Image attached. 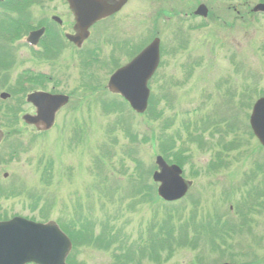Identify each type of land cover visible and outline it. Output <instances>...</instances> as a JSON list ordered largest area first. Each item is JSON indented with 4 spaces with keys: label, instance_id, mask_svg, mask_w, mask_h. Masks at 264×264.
Here are the masks:
<instances>
[{
    "label": "rangeland",
    "instance_id": "rangeland-1",
    "mask_svg": "<svg viewBox=\"0 0 264 264\" xmlns=\"http://www.w3.org/2000/svg\"><path fill=\"white\" fill-rule=\"evenodd\" d=\"M195 1L219 14L216 26L213 21L203 25L200 19L194 23L187 16H147L143 0H135L136 5L125 9L135 16H115L91 32L85 51L99 63L90 60L92 67L83 69L82 55L63 50L69 69L61 70L65 66L60 61L51 76L66 78L57 89L70 100L57 114L54 127L40 135L20 127L16 134L6 133L7 142L0 143V158L12 147L21 149L5 167L8 176L20 178L14 189L22 192L18 197H0V217L51 220L65 228L77 223L80 244L86 229L81 225L88 226V238L101 236L107 243L101 248H77L79 264H119V255L128 252L133 258L127 264H264V149L248 126L253 103L264 95V18L244 16L243 27L232 16H222L232 13V7L250 13L259 0ZM169 3L182 8L181 1ZM14 4L11 0L12 7H0V15L11 14L8 10ZM53 5L30 4L28 16L40 9L48 12ZM155 37L162 54L150 90L153 110L160 118L151 121L109 95L106 85L113 70L127 63L128 55L130 59ZM28 53L23 48L13 54L17 66L0 92L9 93L18 78L14 77L32 67ZM48 65L41 61L40 67L45 70ZM99 96L110 102L106 112ZM4 107L0 126L10 119L2 116ZM22 109L28 111L26 106ZM231 119L235 128L228 130ZM159 136L164 137L163 144L171 138L170 155L185 159L183 178L191 182L185 197L172 204L156 198L157 186L151 185L155 158L161 155ZM22 140L30 143L21 147ZM232 141L239 146L235 152L224 148ZM133 158L139 167L136 163L134 168ZM49 163L54 168L50 184L44 170ZM136 192L144 202L134 197ZM165 219L172 221V232L166 231L171 232L175 250L169 256L161 251L160 258L140 256L150 238L151 246L154 242L160 246L164 237L154 234L149 224Z\"/></svg>",
    "mask_w": 264,
    "mask_h": 264
},
{
    "label": "water",
    "instance_id": "water-1",
    "mask_svg": "<svg viewBox=\"0 0 264 264\" xmlns=\"http://www.w3.org/2000/svg\"><path fill=\"white\" fill-rule=\"evenodd\" d=\"M69 1L76 14L79 33L68 39L76 45L87 37V29L92 23L118 11L126 2L120 0L116 5H107L102 0ZM254 10H264V6H257ZM199 12H204L202 7ZM158 47L159 41L154 40L109 81L110 91L120 93L138 113H142L147 105L149 92L146 84L158 65ZM28 100L37 106L38 111L36 116H25L24 120L38 130L49 129L56 111L67 101L66 97L44 94L31 96ZM250 122L254 134L264 146V99L255 104ZM156 164L159 172L153 175V180L161 184L158 195L170 201L182 198L189 184L180 178V170L168 167L161 158H157ZM70 246L68 238L54 223L36 224L21 218L0 223V264H65Z\"/></svg>",
    "mask_w": 264,
    "mask_h": 264
},
{
    "label": "flooded vegetation",
    "instance_id": "flooded-vegetation-1",
    "mask_svg": "<svg viewBox=\"0 0 264 264\" xmlns=\"http://www.w3.org/2000/svg\"><path fill=\"white\" fill-rule=\"evenodd\" d=\"M10 1V0H8ZM7 0H5L3 3H7ZM16 1L17 4L24 6L23 8L20 6V12L18 13L17 17H12L9 18L8 16H6L5 14H1L0 15V41H1V36L5 34V28H6V21L9 20L10 25L15 24V29L17 26L22 25L24 26V23L27 20H32L34 21V23L36 24L34 29L38 30V29H44V34L43 37L41 38V40L39 41V43L37 44V47L39 46V48L41 49L43 47L44 44V40H46V43H50L53 44L54 42L56 43H60L62 42L61 38H65V36L67 34L71 35L74 34L76 31L75 28V23H74V19L72 16H74V12L72 11V9L70 8V6L68 5L67 0H14ZM176 2V1H181V9H179L180 7L178 6H170L169 2ZM183 1V2H182ZM2 3V4H3ZM44 3L45 5L49 6L50 4H54L50 9L48 8V12H41L42 9H40V12L35 13L33 16H44L41 18H38L36 20L33 19H27L26 21L24 20L25 18H27L28 14H31L30 9L27 8V5H35L33 7L39 6L40 4ZM108 3L110 5L113 4V0H108ZM131 3L135 4V0H128L126 2V4L124 5V7L116 14L112 15V16H135V12H132L130 14L129 11H125V9L131 5ZM143 3L147 6L148 9L145 10V12H147V16H190L191 20H196L198 19V17H195L196 19H192V16H197L196 15V10L197 7L201 4L198 5V2L195 0H143ZM169 3V4H168ZM228 3V1L226 2ZM57 4V6H55ZM46 6V7H47ZM240 8H243L244 5L240 4L239 6ZM207 8V16H210L211 18H213L214 16H219L216 15L215 12H212V9ZM233 12L229 13V14H224L223 16H252V14L250 13H242L238 10V8L233 7L232 8ZM39 11V10H38ZM185 11L187 13L183 14L182 12ZM23 15H27V16H23ZM32 15V14H31ZM54 17H56L57 19H55ZM112 18V17H111ZM111 18H108L104 21H101L99 23H97L94 27L96 26H100L101 24L103 25V23L109 21ZM242 18V17H241ZM22 26V27H23ZM92 27V28H94ZM92 30V29H91ZM33 31V30H32ZM12 32H15V30H13ZM91 34V32H90ZM110 38V37H109ZM68 43V42H67ZM1 47V45H0ZM2 65V63L0 62V66ZM2 68V67H0ZM54 78H49L47 83H43L42 85H38L36 88L32 89L30 92H48L50 94H56V95H68L62 91H60V89H57V86L61 84V80H66V78H57L56 80H53ZM48 84L49 87H44V85ZM9 95L10 97H18L19 95L22 94L23 90H21L18 86L13 85V87L9 88ZM28 94V92L26 93V95ZM28 109V111H21L19 110V106L17 101H15L11 107V111L13 112L12 115L14 116L15 113L18 112V114H16V116H21L24 113L30 112V113H35V108H33L32 106H28L26 107ZM65 107H63L62 109L59 110L58 113H60ZM20 122V121H19ZM21 124V125H20ZM19 127V128H17ZM28 128L33 130V132L35 133L36 130H34L35 128L33 127H28L26 125H23L22 123H18V124H14L11 126H8L7 128L5 127H1L0 126V132H2L3 134L0 135V142H5L6 141V133L8 135H10V133H18V130H21V128ZM37 133V132H36ZM15 152H18V149L15 150ZM16 153H13L11 156H13ZM3 159V158H1ZM0 159V160H1ZM14 161V159H13ZM8 164V161H0V182H6L7 180L10 181V185L11 187H14L16 182H18V179H12L9 178L11 175L8 176V173L6 172V165ZM7 190V189H6Z\"/></svg>",
    "mask_w": 264,
    "mask_h": 264
},
{
    "label": "trees",
    "instance_id": "trees-1",
    "mask_svg": "<svg viewBox=\"0 0 264 264\" xmlns=\"http://www.w3.org/2000/svg\"><path fill=\"white\" fill-rule=\"evenodd\" d=\"M157 119H159V117L151 116V121H156ZM163 138H164L163 136H159V138L157 139L158 141L162 140L160 145H159L160 154H162L163 156H166V157H170L173 163H176V164H178L180 166H183L184 165V160H185V159H183V157L177 156V155L173 154V152L171 154L173 157H171V155H170V150H171L170 148L173 149V141L171 140V138L169 140H166V144H163V140H164ZM153 140H154V138H153V135H152V141ZM132 161L134 163V168H135V164L136 163H137V167L140 166V163L135 158H133ZM64 231L73 240L74 246H78L79 244H78V242L76 240L75 231L73 229H71V228H66V229L64 228ZM129 258H132V255Z\"/></svg>",
    "mask_w": 264,
    "mask_h": 264
}]
</instances>
